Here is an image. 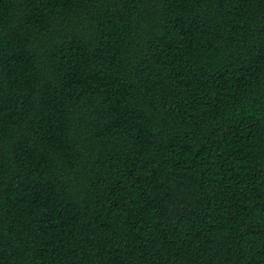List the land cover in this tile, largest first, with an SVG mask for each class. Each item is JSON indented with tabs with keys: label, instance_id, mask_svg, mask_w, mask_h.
I'll return each instance as SVG.
<instances>
[{
	"label": "trees",
	"instance_id": "16d2710c",
	"mask_svg": "<svg viewBox=\"0 0 264 264\" xmlns=\"http://www.w3.org/2000/svg\"><path fill=\"white\" fill-rule=\"evenodd\" d=\"M0 264H264V0H0Z\"/></svg>",
	"mask_w": 264,
	"mask_h": 264
}]
</instances>
